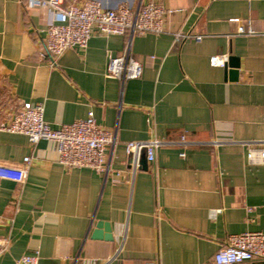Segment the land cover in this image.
Masks as SVG:
<instances>
[{
	"label": "crops",
	"instance_id": "0c3cea01",
	"mask_svg": "<svg viewBox=\"0 0 264 264\" xmlns=\"http://www.w3.org/2000/svg\"><path fill=\"white\" fill-rule=\"evenodd\" d=\"M156 1L174 11L164 32L131 38L142 72L121 81L107 63L125 35L94 33L85 50L52 63L39 53L54 11L0 0V123L28 101L42 103L52 127L91 110L115 135L97 173L61 165L54 141L0 129V164L26 169L22 182L0 179V236L9 239L0 264L35 252L38 264H215L229 234L264 232V161L247 159L249 145L264 149V0ZM238 24L254 34H238ZM177 31L203 37L174 41ZM214 55L225 63L213 65ZM153 137L164 142L154 161L134 168L125 144Z\"/></svg>",
	"mask_w": 264,
	"mask_h": 264
},
{
	"label": "built area",
	"instance_id": "2783aa9c",
	"mask_svg": "<svg viewBox=\"0 0 264 264\" xmlns=\"http://www.w3.org/2000/svg\"><path fill=\"white\" fill-rule=\"evenodd\" d=\"M28 4L54 11L56 22H50L44 28L43 47L39 53L41 57L49 56L52 63L69 48L85 50L94 33L102 36L125 35L122 54L110 57L107 63V72L121 81L137 78L142 72L141 64L130 55L131 38L136 34L164 32L165 18L174 11L156 0L140 2L136 7L121 4L116 8L106 6L100 0H28ZM236 32L254 34L251 26L245 27L242 24L237 25ZM173 37L174 41L192 37L199 41L203 36L177 31ZM225 60L226 56L221 55L210 58L213 65H223ZM43 109L42 103L24 101L7 122L0 123V129L23 134L31 144L42 139L54 141L57 161L66 168H90L97 173H105L108 169L106 150L115 143V135L96 122L93 112L90 110L85 118L52 127L44 120ZM163 143L155 137L131 141L125 144V152L133 167L137 168L142 149H146V160L153 162L156 149ZM247 159L250 163L263 162L264 149L249 145ZM24 161L28 163L29 157H25ZM25 175V166L0 164V179L22 182ZM8 247L9 239L0 236V256L8 251ZM254 259L264 261V232L261 231L229 234L226 244L212 257L215 264H239ZM38 262L39 254L35 252L15 258L13 264ZM144 264L155 263L148 260Z\"/></svg>",
	"mask_w": 264,
	"mask_h": 264
},
{
	"label": "water",
	"instance_id": "95a60500",
	"mask_svg": "<svg viewBox=\"0 0 264 264\" xmlns=\"http://www.w3.org/2000/svg\"><path fill=\"white\" fill-rule=\"evenodd\" d=\"M232 60L233 59L231 57H229V62H228V65L226 66V71L229 74V79L235 80L237 77V71H238L239 65H238V63H234ZM228 68H229V70H227ZM139 160H140L139 161L140 166L145 167V164L147 162V160H146V149H142ZM128 161L130 162L131 159L129 158ZM102 226L105 229V231H107V232L110 231V228H109V225L107 222L106 223H104V222H98L97 223V228H101ZM93 235H94V237H101V230L96 229L94 231ZM105 237L107 239H111V236L109 233L105 234Z\"/></svg>",
	"mask_w": 264,
	"mask_h": 264
},
{
	"label": "rangeland",
	"instance_id": "374dc122",
	"mask_svg": "<svg viewBox=\"0 0 264 264\" xmlns=\"http://www.w3.org/2000/svg\"><path fill=\"white\" fill-rule=\"evenodd\" d=\"M11 112H12V111H11V110H9V112H8V113L10 114ZM10 115H11V114H10Z\"/></svg>",
	"mask_w": 264,
	"mask_h": 264
}]
</instances>
